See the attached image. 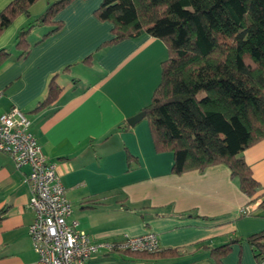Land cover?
Instances as JSON below:
<instances>
[{
    "label": "crops",
    "instance_id": "crops-1",
    "mask_svg": "<svg viewBox=\"0 0 264 264\" xmlns=\"http://www.w3.org/2000/svg\"><path fill=\"white\" fill-rule=\"evenodd\" d=\"M9 1L0 0V10ZM52 1H35L0 33V49L9 52L0 60V113L15 106L31 120L78 229L99 243L153 232L160 246L155 253L101 248L84 264H264L246 239L264 230L261 199L242 215L249 198L225 165L172 173V154L154 149L144 117L127 123L159 82L167 57L160 39L143 34L100 47L111 37V23L94 14L101 0H73L55 18L61 28L42 38L50 27H33L28 52L17 58L19 29ZM53 77L61 87L57 98L35 109ZM243 156L264 185V138ZM28 172L0 153V264H38L28 232ZM225 243L229 250L217 260L211 249Z\"/></svg>",
    "mask_w": 264,
    "mask_h": 264
},
{
    "label": "trees",
    "instance_id": "trees-1",
    "mask_svg": "<svg viewBox=\"0 0 264 264\" xmlns=\"http://www.w3.org/2000/svg\"><path fill=\"white\" fill-rule=\"evenodd\" d=\"M35 1L10 0L0 10V33ZM71 1H52L19 29L17 58L28 52L33 27H50L42 38L61 28L55 18ZM94 14L111 23V37L100 47L143 34L165 44L159 82L142 110L154 149L172 154L171 172L223 164L247 203L260 198L264 205V185L243 156L264 138V0H101ZM8 55L0 49V60ZM60 90L51 78L35 109L53 102ZM246 239L255 257H264V230ZM229 247H213L211 254L220 260Z\"/></svg>",
    "mask_w": 264,
    "mask_h": 264
},
{
    "label": "built area",
    "instance_id": "built-area-1",
    "mask_svg": "<svg viewBox=\"0 0 264 264\" xmlns=\"http://www.w3.org/2000/svg\"><path fill=\"white\" fill-rule=\"evenodd\" d=\"M30 125L26 113L15 106L0 113V153L11 157L17 167H29L26 179L33 219L28 232L38 264H84L101 248L108 251H159L158 238L153 232L132 237L124 234L119 242L99 243L78 229V221L71 218V204L56 165L47 160ZM257 200L243 205L239 212L242 215L252 213Z\"/></svg>",
    "mask_w": 264,
    "mask_h": 264
},
{
    "label": "water",
    "instance_id": "water-1",
    "mask_svg": "<svg viewBox=\"0 0 264 264\" xmlns=\"http://www.w3.org/2000/svg\"><path fill=\"white\" fill-rule=\"evenodd\" d=\"M144 115H145V111L144 110H140L139 112H137L134 115H132L131 117H129L127 119V123L129 125H134L136 122L141 120V118L144 117Z\"/></svg>",
    "mask_w": 264,
    "mask_h": 264
},
{
    "label": "rangeland",
    "instance_id": "rangeland-1",
    "mask_svg": "<svg viewBox=\"0 0 264 264\" xmlns=\"http://www.w3.org/2000/svg\"><path fill=\"white\" fill-rule=\"evenodd\" d=\"M102 44V43H101ZM91 76H95L94 74H91ZM141 123H142V126L144 125V127H146V125H147V119L146 118H143L142 120H141Z\"/></svg>",
    "mask_w": 264,
    "mask_h": 264
}]
</instances>
